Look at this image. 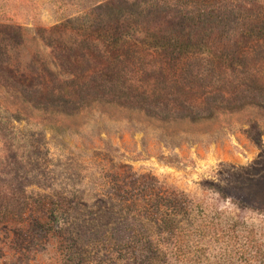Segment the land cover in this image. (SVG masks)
I'll return each mask as SVG.
<instances>
[{
  "label": "rangeland",
  "instance_id": "rangeland-1",
  "mask_svg": "<svg viewBox=\"0 0 264 264\" xmlns=\"http://www.w3.org/2000/svg\"><path fill=\"white\" fill-rule=\"evenodd\" d=\"M13 18L24 42H0V264H64L69 249L119 264L131 240H105L122 223L115 179L138 176L201 203L218 235L199 264H264V0H0V24ZM46 70L119 106L32 110L11 89H42ZM55 203L80 240L14 236Z\"/></svg>",
  "mask_w": 264,
  "mask_h": 264
},
{
  "label": "trees",
  "instance_id": "trees-1",
  "mask_svg": "<svg viewBox=\"0 0 264 264\" xmlns=\"http://www.w3.org/2000/svg\"><path fill=\"white\" fill-rule=\"evenodd\" d=\"M13 23L14 25L0 24V42L5 36L18 43L24 42L22 37L24 30L18 25L19 23L16 22L15 18H13ZM179 43L181 44L182 41ZM183 43L186 44V42ZM176 48L173 49V52L181 56L199 53L184 49L176 50ZM46 73L50 79L48 78L49 81L47 80L42 89H11L12 91H20L18 93L24 100L25 106L32 110L76 116L104 101L92 96L95 93L90 91L85 84L75 87L74 82L70 84L60 83L51 75L50 70H46ZM103 103L119 106L120 101L115 97L113 100L107 99ZM144 114V116L163 125L190 120V116L183 114H173L170 118H161L159 115L149 113ZM202 121H206V117H198L193 122L197 124V122ZM0 122L3 121L0 120ZM161 139L167 141L165 134H161ZM171 143H174L173 146L178 144L174 140ZM164 159L167 164L173 165V162L170 161L172 159ZM115 185L121 188L125 198L122 202L121 214H115L117 219L121 218L122 223L118 229L114 227L111 232H108L105 240H131L128 244L124 242L119 248L124 250L126 255L129 251L133 253L127 258L124 255L115 262H119V264H199L200 258L205 252L203 250L205 240H214L215 235H218L214 232L212 220L207 221L206 219L209 217L205 216L204 212L202 213V206L199 201L156 178L147 179L144 176H138L131 182L124 178H116ZM208 187L222 199L230 198L236 201L239 207L243 205V198L230 194L227 186ZM123 195L121 194V197ZM68 208L69 206L55 203L46 212L42 210L43 212L36 214L32 210L28 216L21 218V223L18 226L15 225L12 228L14 236L25 237L26 239L56 237L62 240H80L79 235L77 238L74 236L73 225L67 222ZM105 208H110L109 203L106 204ZM61 221H63L62 224ZM199 246H202V249ZM66 256L64 264H83L76 250L74 252L73 249L67 250ZM104 264L109 263L105 262Z\"/></svg>",
  "mask_w": 264,
  "mask_h": 264
}]
</instances>
